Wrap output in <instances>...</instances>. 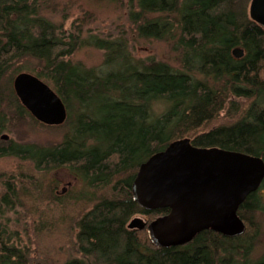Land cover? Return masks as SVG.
<instances>
[{
	"label": "trees",
	"instance_id": "obj_1",
	"mask_svg": "<svg viewBox=\"0 0 264 264\" xmlns=\"http://www.w3.org/2000/svg\"><path fill=\"white\" fill-rule=\"evenodd\" d=\"M249 3L128 0L133 32L167 42L180 57L181 68L175 69L154 59L134 61L123 42L93 36L79 41V31L65 35L41 14V0H0V157L29 160L41 171L66 166L92 201L75 219L76 256L62 264H264V248L252 256L257 216L264 217V179L237 209L245 225L240 235L207 228L185 245L156 247L145 229L127 227L135 215L150 222L168 212L140 206L131 185L139 165L174 140L189 138L196 147L246 153L264 162V26L249 17ZM83 43L106 51L102 66L122 53V70L103 72L102 66L65 60ZM235 48L243 50L241 57L232 54ZM26 57L39 63L30 74L52 88L72 116L70 132L59 144L1 137L15 114L36 123L13 88L15 76L24 72L16 64ZM0 184V264H44L7 215L21 203L25 187L12 177L0 176ZM33 188L40 192L38 182Z\"/></svg>",
	"mask_w": 264,
	"mask_h": 264
},
{
	"label": "rangeland",
	"instance_id": "obj_2",
	"mask_svg": "<svg viewBox=\"0 0 264 264\" xmlns=\"http://www.w3.org/2000/svg\"><path fill=\"white\" fill-rule=\"evenodd\" d=\"M41 14L53 24L59 26L65 35L79 31V41L88 37L123 42L131 58L147 62L148 59L163 61L175 69H180L179 54L169 44L153 38H141L133 32L128 18V0H41ZM249 7V4L248 6ZM123 47H118L121 52ZM106 51L87 44H77L73 52L65 58L74 64L86 68H99L104 63ZM122 53L114 57L113 62L102 66L101 70H122ZM38 61L29 57L17 62V67L26 73L37 70ZM161 108L156 107L158 113ZM13 111V110H12ZM11 111V112H12ZM72 117V116H71ZM56 126H41L30 117L11 119L5 141L19 144L51 146L62 142L70 132L72 118ZM4 139V138H2ZM0 176L12 177L26 189L20 202L7 215L10 227L17 230L22 242L35 252L44 264H62L73 253L77 229L75 219L80 211L87 210L92 201L83 197V183L73 177L66 166L50 171L37 170L33 162L14 156L0 157ZM31 177V178H30ZM39 184L40 192H35L34 184ZM1 187V184H0ZM20 188V186H19ZM59 196V200L52 197ZM149 223L146 217L135 215ZM259 233L256 237L252 256L257 258L264 248V217L257 216Z\"/></svg>",
	"mask_w": 264,
	"mask_h": 264
},
{
	"label": "water",
	"instance_id": "obj_3",
	"mask_svg": "<svg viewBox=\"0 0 264 264\" xmlns=\"http://www.w3.org/2000/svg\"><path fill=\"white\" fill-rule=\"evenodd\" d=\"M249 13L264 26V0H250ZM239 58L243 50L235 48ZM13 88L21 105L39 123L62 124L65 107L59 96L35 75L15 76ZM6 139V135H2ZM264 179V162L258 156L193 146L189 138L170 142L142 162L132 181L134 200L143 208H167L149 223L131 218L127 227L145 229L156 247L185 245L207 228L226 237L245 230L237 209Z\"/></svg>",
	"mask_w": 264,
	"mask_h": 264
},
{
	"label": "flooded vegetation",
	"instance_id": "obj_4",
	"mask_svg": "<svg viewBox=\"0 0 264 264\" xmlns=\"http://www.w3.org/2000/svg\"><path fill=\"white\" fill-rule=\"evenodd\" d=\"M249 17L253 20H255V18L249 13ZM256 21V20H255ZM261 24V23H260ZM263 25V24H262Z\"/></svg>",
	"mask_w": 264,
	"mask_h": 264
}]
</instances>
